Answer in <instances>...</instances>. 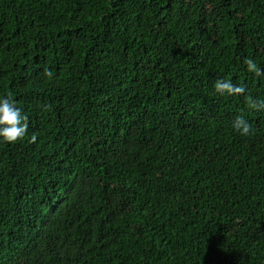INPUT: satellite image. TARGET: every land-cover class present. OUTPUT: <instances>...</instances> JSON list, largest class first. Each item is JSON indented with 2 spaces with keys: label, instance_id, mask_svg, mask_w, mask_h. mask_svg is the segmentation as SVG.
<instances>
[{
  "label": "trees",
  "instance_id": "16d2710c",
  "mask_svg": "<svg viewBox=\"0 0 264 264\" xmlns=\"http://www.w3.org/2000/svg\"><path fill=\"white\" fill-rule=\"evenodd\" d=\"M245 58L264 70V0H0V98L29 125L0 140V264H264Z\"/></svg>",
  "mask_w": 264,
  "mask_h": 264
},
{
  "label": "clouds",
  "instance_id": "9594fccd",
  "mask_svg": "<svg viewBox=\"0 0 264 264\" xmlns=\"http://www.w3.org/2000/svg\"><path fill=\"white\" fill-rule=\"evenodd\" d=\"M243 64L249 73L257 77L264 76V70L257 66V63L252 58H245ZM43 75L51 78V70L45 69ZM215 92L220 95L239 96L246 93V88L241 85L234 84L228 79H218L214 84ZM245 100L250 109L264 110V101L254 99L251 95H245ZM50 107V105L45 106ZM28 117L22 113V110L17 107L12 97L6 96L0 98V140L12 144L25 137L28 131ZM232 127L241 135L247 136L252 131L251 124L241 115L237 116ZM35 134L31 137V142H35Z\"/></svg>",
  "mask_w": 264,
  "mask_h": 264
}]
</instances>
